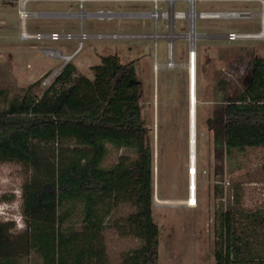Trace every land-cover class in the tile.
I'll return each instance as SVG.
<instances>
[{"label": "rangeland", "instance_id": "obj_1", "mask_svg": "<svg viewBox=\"0 0 264 264\" xmlns=\"http://www.w3.org/2000/svg\"><path fill=\"white\" fill-rule=\"evenodd\" d=\"M22 2L0 0V108H7L9 103L21 98L25 90L38 81L39 85L32 91L36 96H42L58 71L68 63L75 64L82 74L92 78L91 67L98 65L102 56L117 53L124 63L134 61L152 152V212L159 228V264H216L215 224L219 213L230 207L264 210V148L236 150L223 161H217L214 158V135L208 127V119L226 95L245 87L250 79L252 60L264 58V45L255 38L229 41L225 36L215 34L226 35L231 31L262 34L259 27L260 21H264V9L261 10L264 2L197 0L195 12L198 14L201 11L212 14L224 10L247 13H239L236 19L231 20L195 17L193 40L196 60L193 61V68L188 66L190 42L187 38L173 39V58L168 56V39L108 41L90 38L83 41L80 47L78 39L52 42L20 38L22 30L19 26L25 22V30L29 34H78L80 31L79 18L36 17L37 13L43 12L78 13L80 7L75 0H28L26 6ZM158 7L159 12L170 10L166 0H160ZM22 9L28 14L26 21L20 18ZM172 9L187 13L190 11L189 2L176 0ZM107 10L115 13L152 12L154 4L129 0H89L83 4L84 13ZM183 23L181 27L180 21H175L176 34L190 32L189 23ZM166 24V21L159 20L156 28L153 21L123 18L101 21L86 17L82 21L84 32L90 35L152 34L156 31L164 34L167 32ZM155 62L161 65L155 68ZM168 63L174 66L171 68ZM177 64L183 65L180 67ZM133 155L130 149L107 144L102 167L110 169L121 156L133 158ZM190 167L194 170V182ZM26 179L27 174L20 164L0 163V193H3L0 196L7 198L9 205L19 202L21 213L22 188ZM191 183L195 186L196 205L193 207L178 202L190 199L193 193ZM236 190H241L242 194L238 204L233 199ZM156 198L163 203L156 202ZM132 210L128 204L120 205L108 224L125 218ZM5 213L15 215L9 209H5ZM78 213L74 215V222L79 228L81 216ZM237 219L240 217L237 216ZM0 220L5 222V217L0 216ZM7 222L14 224V233L26 228L18 229L13 219ZM105 235L111 264H120L126 253L141 246L140 240L120 237L110 226L106 228ZM29 264L42 262L33 255Z\"/></svg>", "mask_w": 264, "mask_h": 264}, {"label": "trees", "instance_id": "obj_2", "mask_svg": "<svg viewBox=\"0 0 264 264\" xmlns=\"http://www.w3.org/2000/svg\"><path fill=\"white\" fill-rule=\"evenodd\" d=\"M250 68L245 87L226 95L208 119L217 161L236 150L264 148V58H254ZM91 72L89 78L68 63L42 96L32 91L38 81L0 108V163L20 164L27 174L21 206L26 228L14 233V224L0 220V264H29L33 255L42 264H111L109 226L141 241L120 264H159L152 152L136 64L110 54ZM107 144L130 149L134 157L121 156L104 169ZM7 200L0 196V203ZM124 204L131 213L108 224ZM214 258L216 264H264V210L221 211Z\"/></svg>", "mask_w": 264, "mask_h": 264}, {"label": "built area", "instance_id": "obj_3", "mask_svg": "<svg viewBox=\"0 0 264 264\" xmlns=\"http://www.w3.org/2000/svg\"><path fill=\"white\" fill-rule=\"evenodd\" d=\"M36 1V0H35ZM80 7V12L78 13H71V12H43V13H37L36 17L39 18H79L77 14L81 13L85 15L84 17L79 18L80 19V31L78 34H72V33H58V32H51V33H36V34H29L27 31L22 34L23 39H33V40H48L52 42H64V41H72L74 39H78L80 43V47H82V43L85 40H88L90 38H95L98 40H146V39H153V40H160V39H168L169 40V46L168 49L172 50V41L176 38H187L190 42V48L188 51V58L192 59L194 55H196V47H195V40L190 39V33L192 31V27H195V20H192L188 13L191 12L192 6L195 4L197 0L192 3L191 0H187L189 2V12H175L173 11V5L176 0H166L168 6L170 7V10L166 12H159L158 9V3L160 0H129V1H140V2H151L154 4V11L152 12H127V13H115L112 11H98V12H89L84 13L83 12V4L87 2L88 0H75ZM220 1H226V0H220ZM28 0H23V6H26V3ZM172 11V14L170 12ZM210 13H201L202 18H208V15ZM91 18V19H98V20H112L114 18H123V19H142L144 20H153L156 28L159 20H164L167 22L166 29L167 32L164 34H159L157 31L152 34L147 33H119V34H95L90 35L84 32L82 21L84 18ZM23 19V18H22ZM52 19V18H51ZM175 21H180V26L182 27L184 24L183 22L187 21L189 23V29L190 32L186 34H176L174 32L175 29ZM173 33V35H171ZM249 34H240L231 32L225 35L226 39L229 41H238V40H244L247 39V36ZM260 35V34H259ZM75 54V53H74ZM73 54V55H74ZM72 56H70L71 58ZM69 58V57H67ZM66 58V59H67Z\"/></svg>", "mask_w": 264, "mask_h": 264}, {"label": "crops", "instance_id": "obj_4", "mask_svg": "<svg viewBox=\"0 0 264 264\" xmlns=\"http://www.w3.org/2000/svg\"><path fill=\"white\" fill-rule=\"evenodd\" d=\"M240 1H242V0H226V1H220V2H231V3H235V2H240ZM261 3L262 2H264V0H259ZM264 9V6H262L261 7V10H263ZM131 12H134V11H131ZM201 13H208V11H201V12H199V14H201ZM212 13V15H218V16H216V17H208V18H202L200 15L198 16V19H202V20H205V19H224V20H231V19H236L237 18V15L239 14V13H247V12H239V11H234V10H224V11H215V12H211ZM147 21H153V20H146V22ZM153 23H154V21H153ZM145 23H143L142 24V26L143 27H145V25H144ZM184 24V23H183ZM184 26V25H183ZM182 26V27H183ZM20 27H22V25H20L19 26V28ZM260 30H262V34H260V36H259V38H255V39H258V41L261 43H263V45H264V21H260ZM20 31H21V29H20ZM231 32H234V31H231ZM230 32V33H231ZM216 36H219V37H223V36H225V35H220V34H215ZM214 35V36H215ZM210 36V35H209ZM18 37H20V34H19V36ZM21 38V37H20ZM80 52H78V53H76V55H78ZM117 54V53H116ZM119 55V54H118ZM168 56H169V58H173L174 57V51H173V48H172V50L170 51L169 49H168ZM119 57H120V55H119ZM75 65V64H74ZM158 65H161V64H159L158 62H155V68H158ZM177 65H179L180 67H181V65H183V64H177ZM60 70L58 71V75L60 74ZM57 75V76H58ZM56 77V76H55ZM55 79V78H54ZM191 121L193 122V118L191 117ZM192 124V123H191ZM191 182V181H190ZM190 193H191V190H190ZM195 196V195H194ZM185 202L186 200H180V201H178L179 203H181V202ZM184 205H187V204H184ZM187 206H189V205H187ZM189 207H193V206H189Z\"/></svg>", "mask_w": 264, "mask_h": 264}, {"label": "bare ground", "instance_id": "obj_5", "mask_svg": "<svg viewBox=\"0 0 264 264\" xmlns=\"http://www.w3.org/2000/svg\"><path fill=\"white\" fill-rule=\"evenodd\" d=\"M89 1V0H88ZM192 1V3H194L196 0H191ZM20 18L22 19V20H24V21H26L25 19L28 17V14L26 13V11H24L23 9L22 10H20ZM188 15H189V17L192 19V20H195V17H198L199 15L201 16V14H198V13H196L195 12V9H194V5L192 6V9H191V12L190 13H188ZM77 16L79 17V18H81V17H84L85 15H83V14H81V13H79V14H77ZM216 16H218V15H212V14H209L208 15V17H216ZM26 23V22H25ZM25 23H23L22 24V27H21V32H20V36H21V38H22V34H24V32L26 31L25 30ZM259 36L260 35H255V34H253V35H248L247 36V38H259ZM190 39H194L193 37H195V33H194V27H192V32L190 33ZM194 59L196 60V55H194L193 56V58L192 59H189V63H188V66H191L192 68H193V61H194ZM168 66H170L171 68L174 66L173 65V63H168ZM189 72V71H188ZM193 111V110H192ZM189 146L191 147V140H190V144H189ZM191 154H192V151H190V159H191ZM190 171H191V174H192V182H194L193 180H194V170H193V167L191 168L190 167ZM189 171V172H190ZM191 189L193 190V193L190 195L191 197H190V199L189 200H187L186 202H181L182 204H187V205H189V206H195L196 205V199H195V196H194V189H195V186H194V183H191ZM156 202H158V203H163L162 201H160L158 198H156Z\"/></svg>", "mask_w": 264, "mask_h": 264}, {"label": "clouds", "instance_id": "obj_6", "mask_svg": "<svg viewBox=\"0 0 264 264\" xmlns=\"http://www.w3.org/2000/svg\"><path fill=\"white\" fill-rule=\"evenodd\" d=\"M3 193H0L2 195ZM17 195H19V192H17ZM5 209H9L10 211L14 212L15 215L9 216L5 213ZM0 216L5 217V222H7L8 219H13L16 222V226L18 229L23 230L26 225L23 223V215L20 211V203L19 202H13L11 205H9L7 202L0 203Z\"/></svg>", "mask_w": 264, "mask_h": 264}, {"label": "water", "instance_id": "obj_7", "mask_svg": "<svg viewBox=\"0 0 264 264\" xmlns=\"http://www.w3.org/2000/svg\"><path fill=\"white\" fill-rule=\"evenodd\" d=\"M190 113H191V115H192V101H191V110H190ZM192 117V116H191Z\"/></svg>", "mask_w": 264, "mask_h": 264}]
</instances>
